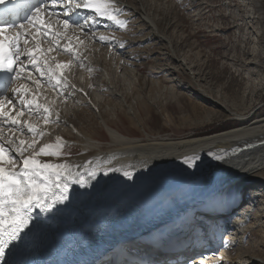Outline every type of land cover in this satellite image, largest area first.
<instances>
[{
    "label": "bare ground",
    "instance_id": "6f19581e",
    "mask_svg": "<svg viewBox=\"0 0 264 264\" xmlns=\"http://www.w3.org/2000/svg\"><path fill=\"white\" fill-rule=\"evenodd\" d=\"M137 1L138 3L142 1L144 5L141 4L137 8L134 6L135 3L133 0H114L115 6L120 9L119 19L126 22V20H128L129 17H132L133 14L136 15L148 30V38L155 36L158 39H161L163 43L167 44V50H165L172 56V58L171 56L169 58L171 60L174 59L176 62L179 61L180 64H184V60L180 58L176 59L172 42L168 41L166 36L160 31L157 21L150 15L149 12L151 7L148 0ZM46 4L49 7V10H51L50 0H47ZM55 11L63 13L64 9L57 7ZM70 17L69 23L72 24H70V27L67 30L58 25L59 31L61 32L59 45L53 42L51 36L42 37L40 35V51L34 50V54L37 52L40 54V57L36 58L37 61L46 68L43 70L41 67L46 75L42 77L40 72L36 71L35 67H29L28 57H22L21 59L28 64V69L31 71L32 79L30 81L32 83L28 81L29 78L26 73L23 74L22 79H17L14 75L7 91L4 95L0 96V100L6 102L8 99H11L13 103L16 104L19 100V95L15 90L23 85L32 93V95L27 97L28 99H35L40 104L50 108L51 117H49V119L51 118L53 121L50 120L51 122L49 123L44 122L42 118V110H40L39 114L33 112L31 115L25 111L24 116L20 117L21 120H28L37 129L45 130L44 136L41 137L37 134L35 137L37 142L35 143L34 148L29 149L24 153V155L31 156L33 152H39V149L46 144L57 146L56 138L58 137L64 140L63 145L69 144L70 141L74 140L80 147V152L76 155H72L70 157L61 155L62 145V147L57 146L60 153L59 155H41L38 159L44 162L65 164L70 167L72 175L67 177L66 182L68 187L74 185L80 187L95 186L100 188L105 183L113 184L116 187L118 182L123 177H126L124 175L125 172H128L131 175L148 168L153 169L163 166H173L178 161L185 162L187 157L195 158L204 155L206 152L212 153L214 157L205 161L200 170L193 173L191 177L185 178L181 182L174 184L173 188L169 189L175 190L171 194V196H174L173 199H178L181 195V202L189 201L191 204H197L198 208H205L204 211L196 212L192 215L193 206L191 204L179 207V212H177L178 214H181V211L186 207L187 209L181 214V216H192L191 222L189 223V229L185 235L186 242H183L184 246H186V243L188 245L182 252L183 254L181 257L186 260L185 258H189L191 255L196 254L195 251L197 252L198 250L199 252L200 250L206 253L193 258V262L190 264H194L195 260L198 258H206L207 263L209 264H256V259L258 257L262 259L260 261L264 264V255L254 253L248 248L244 250L242 249L245 243L244 235L246 233V229L244 228L245 230H243L242 228L247 226L246 224H248V227L251 229L261 226V228H259L260 233L264 236V221L257 225V221L254 223L251 222V214L249 217L245 218L249 209H251V204L254 201H251L250 198L243 199L241 205L237 207V210L242 208V211L239 213H231L230 216L233 215L234 221H239L236 228L227 231L224 227V223L220 220L221 214L229 206L240 203L237 199L239 196V190H241L247 182L250 183L251 181L247 178H250L253 175L255 177H259L258 179H261V182L251 188H253L254 191L255 187H262V189H260L261 192L258 193V191V194L255 193L254 195L262 196L264 193V144L251 150L240 152L239 154L237 153L236 155H229L227 152L233 145H245L243 143L250 142L252 139L260 141L259 137L264 135V115L258 116L241 126L205 135L196 134V136L178 138L173 141L169 140L168 137L153 136L149 134H144L141 137L126 134L124 135V133H121L120 130L113 126V122H107L99 110H97L95 102L99 101L98 95L96 97L95 93L93 94V99L96 100L95 102L89 99L90 96L85 86L84 73L78 72L77 70H88L90 68L101 70L102 77L100 80L102 82L98 83V87L95 89L98 93L103 92L102 89H105L104 83H109L113 86L117 70H114L115 68L112 69V67L110 69L107 68L109 65L108 60L113 57L117 58V61L113 62L114 66L116 69L117 67H122V65H118L117 62L119 61V63H122L120 57H123L124 53L121 52L122 49L116 43L114 37L110 36L109 33L111 31L121 33L125 27H118L113 22L106 19L94 18V14L86 16L74 11L70 13ZM67 18L68 17H64L63 15H60L59 17V19ZM97 19L99 20V23L95 22ZM52 23L57 25V19L54 18ZM1 27H5V25L1 24ZM34 29L36 30V28ZM36 35L38 36L39 34L36 32ZM101 35L109 37L110 39L102 42L97 39ZM15 36L16 34L14 37ZM81 41H83V43H81ZM66 45H70L76 50L78 58L73 56L71 52L65 50L64 46ZM21 47H23V45ZM100 47L106 48V51L101 52ZM49 49H52V51H48ZM51 59H54L59 64L65 65L69 64L71 61V64L66 71L65 68L62 69L65 78L68 79L70 85L80 88L86 92V95H82L81 93L73 91L74 94L80 97H88V100L86 98H82V101L84 99L83 103L87 104L94 111L98 127H102L104 129L107 136V142L102 143L97 135V137L93 136L92 130L90 131L89 129L81 126H73V123L68 120L69 117L73 116V113L70 112L68 114L66 112H69V110H62L61 105H57L56 98L58 97H56V81L55 79H50L47 75V67ZM33 79L40 81L39 87H37V84L33 82ZM66 86H68V83H66ZM34 87H37V90H35ZM115 88L116 86L111 88L113 94L116 97H121L117 93V88ZM198 91L200 94L201 91ZM202 94H204L203 91ZM59 99L62 101L61 98ZM7 107L11 108L12 105H7ZM22 107L23 105L17 104L16 111H19ZM67 107L74 108L70 106V104H68ZM106 109L111 113L113 112L110 108ZM122 111L124 115L128 116V120L131 123L136 122V116L135 114H131V109H128V112L125 110ZM12 114L15 115V111H13ZM240 118L242 117L240 116ZM55 123L61 125V128L64 129V133L60 131V127L58 128L57 126H54ZM8 135H11V133ZM47 137L49 138L48 143L42 144V141L39 143L41 139ZM14 138L17 142V146H19V140L31 143L34 139L32 133L27 131V128H24L22 132L16 131L14 133ZM5 139H7V135ZM7 146L11 147V145ZM219 157L222 158L219 159ZM196 160L197 159H195V161ZM19 165L20 164H18V166ZM74 178L82 181L83 186L81 183L72 182ZM64 182L65 181H61V183ZM258 207L261 208V205ZM155 231H158V229ZM222 232H227L229 234L227 237L228 239L224 240L223 244L220 238V234ZM263 240L261 241L262 244ZM220 242L223 245V248L218 251L217 246L220 245ZM137 243L138 242H133L131 244L135 247L134 251H129L126 248L125 251L121 250L119 253L111 252L107 257L106 263L100 262L97 264H135L139 262L142 256H146V252L142 253L139 258L132 256L133 259H130L131 256H129L130 253L136 255V249L140 246ZM135 244H137V246H135ZM166 248V245L160 246L154 250V256L157 255V250L163 252ZM149 250L152 251V248H149ZM154 256L152 255L149 258H154ZM172 256L173 255L164 257L163 254L159 253L158 257L161 259L162 263H166L171 261L169 258Z\"/></svg>",
    "mask_w": 264,
    "mask_h": 264
},
{
    "label": "rangeland",
    "instance_id": "374dc122",
    "mask_svg": "<svg viewBox=\"0 0 264 264\" xmlns=\"http://www.w3.org/2000/svg\"><path fill=\"white\" fill-rule=\"evenodd\" d=\"M133 2L137 8L144 5L142 1ZM148 2L150 15L168 41L172 42L176 59L184 60V64L169 58L171 55L166 51L167 44L161 39L155 36L148 38V30L136 15L129 17L121 33H109L124 53L120 57L122 63L117 62L122 67L116 69L113 62L117 58L114 57L108 60L110 66H106L117 70L113 84L122 98L113 94L111 88L115 86L109 83H104L103 92L95 91L98 83L102 82L100 69L77 70L84 73L89 99L95 102L93 94L98 95L100 102H95V105L107 122H113V126L124 135L141 137L149 134L168 137L173 141L217 127L241 126L264 115V0ZM104 47H100L101 52L106 51ZM67 87L62 84L56 86L57 105H61L62 110H69L66 113H73L68 118L73 126L92 130L93 136L97 135L102 143L107 142L104 129L98 127L94 111L83 103V97ZM197 89L201 91L200 94ZM68 104L74 108H68ZM121 108L126 112L131 109L136 122L131 123ZM54 126L60 127L64 133L60 124L55 123ZM48 140L47 137L39 143L42 141V144H46ZM79 152L80 147L74 140L61 148V155L65 157ZM258 178L254 175L247 178L251 180L250 183L247 182L242 191L239 190L242 199L253 193L250 200H258L254 202L250 215L251 222L257 221V225L264 221V193L262 196L254 195L258 194L257 188L262 187H255L254 191L251 188L261 182ZM239 196L237 199L243 202ZM187 203L189 201L181 202V206ZM260 205L261 208L258 207ZM221 220L223 222V218ZM246 225L242 228L246 229L242 249L248 248L264 255L261 226L251 229ZM228 236L227 232L220 234L222 244ZM219 244L218 251L223 248L221 242ZM193 257L194 254L189 259ZM260 260L258 257L256 264H262Z\"/></svg>",
    "mask_w": 264,
    "mask_h": 264
},
{
    "label": "snow or ice",
    "instance_id": "6c2138e0",
    "mask_svg": "<svg viewBox=\"0 0 264 264\" xmlns=\"http://www.w3.org/2000/svg\"><path fill=\"white\" fill-rule=\"evenodd\" d=\"M3 2L4 0H0V3ZM50 4L51 10L45 0H38V3L28 10L31 14L24 16V22L18 26L9 23L5 27H0V71L15 73L17 79H22L23 74L26 73L27 77L32 79L28 64L21 59L27 56L29 63L35 67L36 71L40 72L42 77L45 76L46 73L33 55L34 50L21 47L20 39L22 36H30L35 41L36 36L28 31L29 27H35L39 35L42 37L51 36L53 42L59 45L61 32L58 25L67 30L70 27V13L76 9H88L94 14V18L106 19L121 28L126 26L125 21L119 19L120 9L115 6L114 0H50ZM57 7L63 8V13L56 12ZM60 15L68 18L59 19ZM54 18L57 19V25L52 23ZM95 22L99 23V20L97 19ZM12 27H18L19 31L15 37L10 39L4 33ZM97 39L103 42L110 38L101 35ZM6 40L8 41L7 45L5 44ZM27 44L28 39L25 38L24 45ZM64 47L66 51L78 58L74 48L70 45ZM35 51H40L39 45ZM48 51H52V49ZM70 64L71 61L67 65L57 64L56 70L48 66L47 75L50 79H55L57 86L61 84L66 86L67 82L59 70L69 67ZM33 82L39 87L40 81L33 79ZM15 91L19 95L16 104L11 99L6 102L0 100V261L5 260L6 249L14 241L20 239L21 233L28 227L30 214L34 207L40 208L41 211H49L52 208L49 199L55 203H62L67 199L68 184L66 181L67 177L72 175L70 167L65 164L44 162L38 159L41 155H59L57 146L62 147V138H57V146L46 144L39 149V152H33L28 157L24 156L25 152L34 148L37 134L42 137L45 132L34 127L28 120H21L20 117L24 116L25 111L31 115L33 112L39 114L42 110L44 122L49 123L51 122L49 119L51 112L49 107L40 104L35 99H28L27 97L32 93L23 85ZM17 104L23 105L19 111H16ZM7 105H12V107L8 108ZM13 111H15V115L12 114ZM24 128L32 133L34 139L31 143L19 140V146H17L14 133L22 132ZM9 133L11 135H8ZM6 135L7 139H5ZM7 145H11V147ZM195 159L198 157H187L185 162L191 167ZM20 163L22 166H18ZM124 175L131 178L128 172H125ZM61 181L65 182L61 183ZM72 182L81 183L83 186V182L76 178ZM53 188L60 189V195L52 194Z\"/></svg>",
    "mask_w": 264,
    "mask_h": 264
},
{
    "label": "trees",
    "instance_id": "16d2710c",
    "mask_svg": "<svg viewBox=\"0 0 264 264\" xmlns=\"http://www.w3.org/2000/svg\"><path fill=\"white\" fill-rule=\"evenodd\" d=\"M230 127L229 126H226V127H217V128H215L214 130H208V131H206V130H204V131H199L198 132V134L197 135H205V134H210V133H214V132H218V131H222V130H226V129H229Z\"/></svg>",
    "mask_w": 264,
    "mask_h": 264
},
{
    "label": "water",
    "instance_id": "95a60500",
    "mask_svg": "<svg viewBox=\"0 0 264 264\" xmlns=\"http://www.w3.org/2000/svg\"><path fill=\"white\" fill-rule=\"evenodd\" d=\"M255 146H257V144L255 145ZM242 149V148H241ZM240 149H238L237 151H239Z\"/></svg>",
    "mask_w": 264,
    "mask_h": 264
}]
</instances>
